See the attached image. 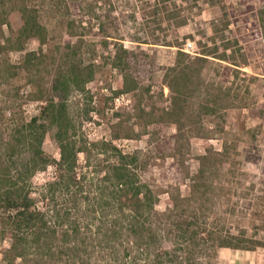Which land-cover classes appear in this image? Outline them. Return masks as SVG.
<instances>
[{"label": "trees", "instance_id": "16d2710c", "mask_svg": "<svg viewBox=\"0 0 264 264\" xmlns=\"http://www.w3.org/2000/svg\"><path fill=\"white\" fill-rule=\"evenodd\" d=\"M127 1L135 3L130 18L137 24L136 2L148 0H105L103 6L89 0H0V27L7 26L10 31L9 37L0 42V55L4 51L23 53L31 42L40 46L38 52L24 55L19 66L4 60L3 75L12 79L15 73H26L38 82L42 81L39 78L42 67L49 65L52 72L48 70L43 79H51L50 91L55 94L44 102L46 106L37 117L17 125L8 137L0 133V244L10 242L3 252L4 264H97L93 263L95 249L87 243L86 233L96 219L104 224L105 230L101 231L102 224L96 230V237L103 236L100 248L108 252L107 257L111 258L108 261L116 264L120 260L139 264V259L144 264H203L216 262L220 249L251 251L243 245V234L234 236L217 231L213 216L206 214L210 207L207 196L216 187L209 186L206 180L219 172L212 163L211 149L199 159L197 173L192 178L188 175L189 196H181L180 188H175L177 196L170 194L171 206L160 214L156 211L158 195L142 180V154H125L113 141L90 142L83 135V124L70 112L71 96L80 94L88 101L82 121L92 122L95 108L87 88L94 82L100 65L84 61L82 46L85 38L93 35V23L97 37L102 40L100 48L105 52L113 49L108 65L123 77L122 94L138 93L156 72V56L142 48L160 46L161 38L156 34L163 32L162 26L167 24L176 31L174 39L164 47L177 50L175 64L164 77L170 107L162 111L161 120L152 126L160 127L166 121V126L176 129V142L169 143L175 151L183 142L190 144L197 139L208 143L219 136L224 156H228L232 145L236 150L248 137L253 142L257 140L255 129L243 126L238 134L234 129L227 130L230 111H249L256 117L251 111V88L247 85L256 79H241L243 72L233 51L239 48L238 38L219 42L214 30L210 46H201V52L192 58L182 49L184 44H180L177 32L188 22L177 21L178 13L163 8L164 2H155L151 8L158 30L150 40L137 33L130 42L139 50H130L125 46L127 41L116 17V5ZM71 8L83 11L80 20L68 18ZM46 9L51 16L60 18L55 29L66 31L69 40L65 44L52 46L53 32L42 15ZM87 17L89 27L84 25ZM254 18L262 19L261 14ZM249 21L250 18L235 22L236 31L232 35L241 32ZM229 27L230 23L226 24L224 32ZM261 31L264 33L263 24ZM74 38L78 39L76 44L72 42ZM46 47L49 48L44 52ZM230 51L233 52L229 54ZM34 71L39 73L38 78L32 75ZM30 84L33 86L34 82ZM42 92L39 90V95ZM37 99L43 102L45 93ZM260 113L264 121V110ZM115 132L114 141L123 139L119 127ZM48 136L59 150V160L44 151ZM124 140L132 137L126 136ZM81 155L86 160L83 168ZM172 157L175 168L179 161L176 155ZM49 169L54 170V177L35 192L33 179ZM82 213L92 217L91 224L85 226L79 216Z\"/></svg>", "mask_w": 264, "mask_h": 264}, {"label": "rangeland", "instance_id": "374dc122", "mask_svg": "<svg viewBox=\"0 0 264 264\" xmlns=\"http://www.w3.org/2000/svg\"><path fill=\"white\" fill-rule=\"evenodd\" d=\"M89 1L94 3L98 1L100 6L105 3V0L102 2L100 0ZM155 2L157 4L164 2L163 8L167 7L171 12L178 13L177 21L186 20L188 22L186 27L177 31L180 44H184L182 47L184 51L188 44H193L197 50L196 55L199 54L201 46L206 44L210 46L209 41L214 36V30L218 33L216 36L219 42L223 39L238 38L239 48L233 51H236L235 56L243 72L241 79H256L253 82L248 81L247 84L251 88L249 98L251 111L256 117H252L249 111H230L227 114V130L234 129L233 131L238 134L242 132L243 126L247 130L255 129L257 140L253 142L251 137H248L245 141L243 137V143L238 145L236 150L232 145L228 156H224L223 141L219 136L214 137L208 143L197 139H192L190 144L182 141L183 143L175 151L169 147V143L176 142V129L166 126V121H163L164 124L160 127L152 126L162 118V111L170 107V92L164 83V77L166 71L175 64L177 50L164 47L166 42L174 39L176 31L169 29L167 24L162 26L163 32L156 34L157 38H161L158 43L160 46L142 48L156 56V72L144 82L138 93L122 94L123 77L108 65L113 49L105 52L100 48L102 40L97 37L98 30L93 23V35L90 34L85 38V44L82 46L84 61L87 63L95 61L100 65L97 68L94 82L87 88L93 96V107L95 108L91 115L92 122L83 123L82 121L83 111L88 101L80 94L75 93L71 96L68 102L70 112L83 124V135L90 142L113 141L114 145L125 154L133 152L142 154L140 169L142 180L150 185L158 195L159 202L156 211L160 214L171 206L170 194L177 196L175 188H180L181 196H189L191 181L187 179L188 175L192 178L197 173L199 159L206 155L208 148L211 149L212 163L219 172L206 180L209 186H216L214 193L210 192L207 196L210 207L206 214L213 216L217 231L234 236L243 234V245L249 247L251 251L220 249L216 262H203V264H264V121L260 117V110H264V33L261 31L262 24L264 25V0H200L198 3H195V0L136 2L139 8L136 10L137 24L131 22L130 18L135 12H133L135 3L133 1L121 2L120 5H116V17L122 25V34L125 36L127 41L125 46L128 49L139 50L130 42L137 33L141 34L144 39L149 38L150 40L154 31L158 30V23H155L152 15ZM46 3L52 2L47 1ZM252 8L253 11L250 10ZM48 12L49 9H46L42 15L44 23L53 32L52 46L65 44L69 40L66 31L55 29L60 18L57 19ZM82 12L71 8L68 18L78 21L82 17ZM260 14L262 19L256 20L254 16L257 15L259 18ZM249 18V24L246 27L240 25L242 31L236 36L232 35L231 32L236 31L235 22H244ZM163 19L167 20L168 17L164 15ZM88 20V17L84 20L86 27H89ZM228 23H230L229 31L224 32ZM9 34L7 26L0 27V42L8 38ZM72 42L76 44L78 39L74 38ZM48 48L46 47L44 52ZM39 50V44L31 42L23 53L4 51L0 55V130H2L0 133L4 137H8L17 125L37 117L42 108L46 106L44 102L55 96L50 91L51 79L49 77L43 79L48 70L51 71L48 68L49 65L42 67L39 77L42 81L37 80L38 82L34 81V78L32 80L31 76H27L26 73H15L16 76L14 75L12 79L9 75H3L4 60L12 66H19L24 55ZM196 55L189 56L194 58ZM32 75L38 78L39 73L34 71ZM220 77L224 80V76ZM30 82H34L33 86ZM39 90L43 91L41 95L45 93L43 102L37 101V97L41 96ZM210 126L207 127L211 128ZM117 127L120 128L123 139L114 141L113 136L116 134ZM126 136H131L132 140H124ZM43 148L49 157L59 160V150L51 136L47 137ZM222 154L224 157L221 156ZM173 155H176L179 161L175 168H172L175 162ZM215 155L220 156L215 157ZM159 158H164V160ZM85 162L84 156L81 155L80 166L82 168ZM53 177V169H49L47 173L38 174L32 181L35 192H39L41 187ZM79 216L83 218L85 226L88 223L91 224V216L83 213ZM96 221L91 230H86L89 238L87 243L95 249L93 263L116 264L108 261L111 260L107 257L108 252L100 248L103 236L96 237V230L102 223L99 219ZM103 226L104 224L101 225L102 232L105 231ZM9 247V241L0 244V264H4L3 252ZM118 263L129 264V261L125 263L120 260ZM139 264L144 263L139 259Z\"/></svg>", "mask_w": 264, "mask_h": 264}, {"label": "built area", "instance_id": "2783aa9c", "mask_svg": "<svg viewBox=\"0 0 264 264\" xmlns=\"http://www.w3.org/2000/svg\"><path fill=\"white\" fill-rule=\"evenodd\" d=\"M196 48H195V46L193 45V44H188L187 46H186V50H185V52L187 53V54H189V55H191V56H195L196 55Z\"/></svg>", "mask_w": 264, "mask_h": 264}]
</instances>
